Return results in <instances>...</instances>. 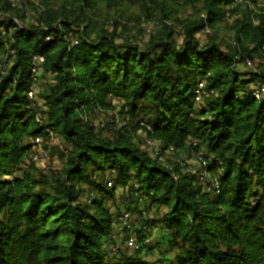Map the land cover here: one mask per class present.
<instances>
[{
    "label": "trees",
    "instance_id": "obj_1",
    "mask_svg": "<svg viewBox=\"0 0 264 264\" xmlns=\"http://www.w3.org/2000/svg\"><path fill=\"white\" fill-rule=\"evenodd\" d=\"M16 1L0 0V264H264L260 0H46L35 22ZM201 3L176 39L180 10ZM101 7L160 15L161 28L121 40L120 21L98 24ZM206 27L234 43L199 39ZM114 101L129 124L104 136L86 119ZM140 130L206 166L171 169L135 143ZM52 136L66 153L46 175L30 155Z\"/></svg>",
    "mask_w": 264,
    "mask_h": 264
},
{
    "label": "rangeland",
    "instance_id": "obj_2",
    "mask_svg": "<svg viewBox=\"0 0 264 264\" xmlns=\"http://www.w3.org/2000/svg\"><path fill=\"white\" fill-rule=\"evenodd\" d=\"M12 1V0H11ZM16 1V0H13ZM42 1L46 0H17L15 3L17 6H20L22 3V7L27 10L28 22H35V10L33 7L38 9H43ZM48 1V0H47ZM63 0H53V4H62ZM246 1L242 0L240 4H244ZM248 3V2H247ZM260 5H264V0L259 1ZM33 5V7H31ZM202 8V3L197 5H188L185 8L180 10L181 15L178 17V23H176V39H180L184 35L185 27L184 24L187 22H193L197 20L201 14L199 12ZM126 19L118 20L116 18V14L112 11H108L105 8L101 7L100 12H98L97 21L101 27L110 28L115 24L116 21H120L121 25L127 28V33H120V39L125 40L129 39L134 41L135 43L141 44L145 42L151 35H154L160 30V15H155L150 19H147L143 16L142 11L139 8L129 9L128 11H123ZM170 25V24H168ZM224 28V27H223ZM218 34V40L224 42L226 46L224 49H227L228 46L234 43V39H232V33H230L226 28L221 29ZM216 33L212 31L209 27H206L202 31V34L198 36L199 39L209 41L208 37H215ZM261 59H256L253 63L255 70H258V66H260ZM42 64H38L33 68V74H36L38 69ZM3 70V65L0 66V73ZM48 80H42L40 85L45 86ZM38 91L34 90V99H37ZM122 104L114 101L113 107L115 109H107L104 111L96 112L89 114L87 116V122H92L93 125L98 130H102L104 136L112 137L116 130H119L120 127L129 124V120L123 121L122 117L118 114L121 109ZM129 129L132 126H128ZM134 133H132L133 135ZM36 140V139H35ZM35 140L32 142L33 152L30 155L31 164L36 167L40 172L46 175H52L54 173L60 172L62 170L61 160L62 154L66 153V146L59 141L57 137L52 136L49 140L43 142L41 141L39 144H35ZM135 143L139 144L141 148L149 152L152 157H155L162 164L169 165L171 169L176 166H180L184 173H194L201 166L202 162L194 151L186 150V151H162V145L160 142L155 140L148 139L146 133L144 131H137L134 135ZM151 143V144H150ZM210 176V175H209ZM208 176V177H209ZM11 178H9L10 180ZM128 216H125V220H127ZM132 221V220H131ZM134 222V221H133ZM129 223V222H127ZM137 221L134 222V224ZM128 239V236L123 235L119 237L117 240L118 244L121 246L125 240Z\"/></svg>",
    "mask_w": 264,
    "mask_h": 264
},
{
    "label": "built area",
    "instance_id": "obj_3",
    "mask_svg": "<svg viewBox=\"0 0 264 264\" xmlns=\"http://www.w3.org/2000/svg\"><path fill=\"white\" fill-rule=\"evenodd\" d=\"M242 1V0H241ZM77 42H75V44H76ZM36 60V62H35V66H37L38 64H43L44 63V60H42L41 58H36L35 59ZM245 66L246 67H248L249 69H251V70H253L255 67L253 66V61H251V60H249V59H247L246 60V62H245ZM202 87L203 86H201V89H202ZM263 95H264V87H261V88H259V89H257L256 91H255V96L257 97V99H261L262 97H263ZM34 98V92L33 91H31V93L29 94V99L31 100V99H33ZM198 101L200 100L199 98L197 99ZM41 142V140H40V138H37L36 140H35V144H39ZM151 144V143H150ZM200 160H201V162H202V164L204 165V166H206V163L203 161V159H201L200 158ZM213 184L215 185V189H216V191L217 192H219V189H220V184H218V181L217 180H214L213 181ZM109 186H110V184H109ZM128 244H129V247L130 248H136L137 249V244L135 243V239H130L129 241H128Z\"/></svg>",
    "mask_w": 264,
    "mask_h": 264
}]
</instances>
